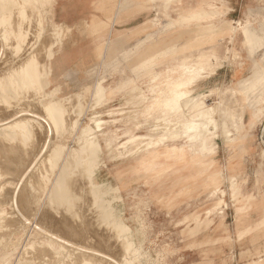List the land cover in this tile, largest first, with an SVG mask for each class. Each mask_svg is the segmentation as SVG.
<instances>
[{
    "label": "rangeland",
    "instance_id": "1",
    "mask_svg": "<svg viewBox=\"0 0 264 264\" xmlns=\"http://www.w3.org/2000/svg\"><path fill=\"white\" fill-rule=\"evenodd\" d=\"M12 3L18 5L17 2L6 4L3 2L0 7V27L4 25L0 28V73L6 75L3 77L0 74V77L2 76L0 86L8 85L9 77L13 80L9 75L10 71L14 74L19 65L35 55L32 59L36 61L39 69L45 70L47 63L52 64L49 75L52 82L48 86L51 90L50 96L69 95L68 103H59L62 111L67 107L72 115L76 114L79 106L73 97L87 85L85 93L90 95V99L85 95V99L82 100L87 108L84 117H81L83 125L94 126L90 118L97 115V119L106 121L101 124L100 131L108 132V135L117 134L121 142L128 141L124 135L127 130L138 135L135 140L126 142L125 148H119L115 157H109L104 148L105 166H100L96 177L97 180L107 179L115 183H124V186L120 187L123 218L134 233L135 245L139 247L140 252L138 255L126 254L125 240L117 237L112 225L103 218V201L90 182L93 173L92 162L88 161V158L86 161L82 154L74 151L77 150V143L73 142L69 134H64L60 139L74 148L66 161L70 163L76 158L74 159L76 163L74 161L73 165L70 163L63 176L70 201L63 203L50 202L48 199L44 201L46 192L44 190L47 189L45 180L50 179L52 172L55 171V168L49 166L50 163L47 164L48 150L33 164L37 168L28 165L43 143L42 139L44 140L50 133L47 121L40 118L39 127L43 129L41 131L38 127L39 129L35 130L32 135L36 137H32L31 134L28 137L18 131L13 137L6 135L4 137L0 134V211H3L0 216V264H81L82 252L75 253L74 249H66L63 255L52 252L47 245L41 243V240L29 236L28 229H24L20 219L14 214L8 195H11L17 173L25 168L28 169L27 173L29 171L27 174L29 178L26 175V182L21 186L23 193L21 192L18 199L21 210L33 219L41 220L43 226L46 225L50 231L52 228V232L59 235L61 233L62 237H67L65 239H69L76 246L85 245L86 248L98 249L103 254L113 256L118 264L124 257L132 256L133 264H264V0H239L235 12L228 15L229 10L235 7L234 2L230 0H169L167 7L164 4L165 0H100L94 8L99 11L101 17L83 20L75 27L77 30L82 28L83 31L77 33L73 32L72 27L55 22L54 18H51L55 3L52 0H44L41 4L35 2L34 7L37 9L35 7L34 11L30 9V5V7L25 5L27 7L23 14L19 9H15L20 8L19 5L16 7ZM207 3L217 5L215 9L221 12L226 10L223 15L221 13L225 22H220V18L214 15H205L199 22H183L179 18L183 17L182 13H179L182 8L202 4L208 10L210 7L206 5ZM119 6L118 14L123 16H131L137 10L144 12L143 18L140 19L139 34H142L139 38L142 44L137 48L134 43L131 55L135 63L138 60V51L141 56L138 60L139 67L134 63L131 72L123 73L124 78L112 80L110 76L112 73L107 72L105 64V47L108 39L106 31L111 22V16L107 18L106 12L110 15L111 11ZM8 7L10 10L13 7L14 11H10ZM4 9L9 10H5L8 11L7 15ZM1 14L2 16L5 14L4 17ZM9 17H12V22ZM238 20L242 22L248 20L249 25L237 30L235 36L230 38L229 27L236 25ZM2 29L15 30L14 32L9 30L10 38L7 36L5 38L2 35L7 34V30L2 32ZM18 29L20 31L16 32ZM136 34L133 30L125 35V40L131 41L130 38ZM3 39L8 40L4 42ZM81 43L86 46L85 51L89 55L90 64L85 66L75 64L65 74L55 77L54 63L64 56L63 52L68 48H74ZM111 52L109 48L107 56H110ZM215 55L218 57L215 63L217 65L212 74L217 67L224 65L227 71L221 70L222 72L217 75L210 74L209 79L206 77L190 79L187 86L190 95H198L204 105L213 107L217 105L218 122L223 107L238 114L235 115L236 122L231 124L234 129L220 131L219 135L218 132H214L216 130L205 132L201 143L190 148L183 136L176 139L164 137L165 140L162 137L161 141L156 142L150 136L163 135L161 127L166 120L160 122L159 118L163 111L154 106L151 108L153 94L149 87L152 85V74L159 73L163 76L168 65L184 60L199 63L205 59H212ZM249 63L251 69L238 73ZM78 77L79 81L76 80ZM97 81H103L108 93L101 102H96L97 96L92 98L91 94V89ZM30 82L28 81V84L25 82L27 85H24L25 83L20 84L18 81L19 84H16L17 82L16 85L13 84L15 87L9 84L7 87H11L12 90L0 87L1 122L14 116L24 117L21 113L22 108L33 110L32 112L40 114V117L42 114L45 115L44 106L42 109V104L38 102L42 97L40 90H36V86ZM134 84H138L141 90L131 91L130 88ZM232 85L234 87L230 88ZM25 86L29 89L26 90ZM2 89L8 90L3 92ZM172 92L171 88H167L164 94ZM234 97H237L238 101ZM182 111L188 112L185 106H182ZM168 116L171 114L168 113ZM241 116L245 124L240 121ZM174 121L172 118V126L175 124ZM49 136L52 140L51 145ZM49 136L47 141L50 148L58 139L54 135ZM99 137L104 147L103 136ZM52 155V158H59L54 156V153ZM138 157L140 160L135 163V158ZM42 158L47 161L42 160V163ZM70 165L74 168L72 169ZM68 169L69 172L71 170V174L67 173ZM41 172L46 177L40 176ZM213 173H218V176H215L212 182L209 176ZM32 180H35V184ZM215 188L224 190L225 193L218 191L213 194ZM25 238L28 241H25ZM85 255L88 257L86 253Z\"/></svg>",
    "mask_w": 264,
    "mask_h": 264
},
{
    "label": "bare ground",
    "instance_id": "2",
    "mask_svg": "<svg viewBox=\"0 0 264 264\" xmlns=\"http://www.w3.org/2000/svg\"><path fill=\"white\" fill-rule=\"evenodd\" d=\"M43 1L44 0H0V7H1V5H3L2 4L3 2H5V4H6V2H17V4L19 5L20 8H15V9H19L22 12V14H23L24 13V10H25V8L27 6L30 5L31 6L30 9L33 10L36 7V6L34 7L35 2H38V4H41V3H43ZM52 1H53V3L55 2V0H52ZM168 1L169 0H165V3L164 4H165L166 7L168 6ZM12 4L15 5V3H12ZM12 4L11 5L8 4V5L9 6H13ZM18 5L17 6L15 5V6L18 7ZM25 5H27V6L25 7ZM206 5L210 7L209 9L212 10V14H215L216 15L215 8H217V5H215L213 3H207ZM15 6H13V7H15ZM13 7L11 8L12 10H13ZM40 7L42 8L43 6H40ZM36 9H37V7H36ZM5 10H8V9H4L3 11H5ZM9 10H10V8H9ZM12 10H10V11H12ZM208 10H206L205 7H204V5H202V4H197V5L193 6V7L187 8V9L186 8L185 9L182 8V11L179 12V13H182L183 17L182 18L179 17V18L183 22L197 21L200 18H204L205 15H208L209 13H211ZM8 11H5L4 13L7 15V12ZM45 11H46V9L43 12H45ZM219 12H218V15H219ZM11 13H13V12H11ZM2 14H1V16H2ZM4 15L2 17H4ZM182 15H180V16H182ZM8 16H11V15H8ZM22 16L24 17L26 15L24 14ZM9 18H6V19H9ZM11 18H10V21H11ZM51 18H53V17L51 16ZM6 19H3V21L5 20V23H8V22H6L7 21ZM30 19H31V17H30ZM180 19L178 21H180ZM27 20H29V19L27 18ZM247 21L248 20H245V22H242V21L238 20L237 21V25L234 28V31H237L239 29H244L245 27H247L249 25V22H247ZM50 24H51V20H50ZM12 25H14V24H12ZM25 25H26V22H25ZM2 27H0V28H2ZM10 27L11 26H9V28ZM54 28H55V25H54ZM3 30L6 31L7 29H2V32H5ZM9 30L10 31L13 30V32H14L15 29H9ZM9 30H7V34L5 33V35H2V36L5 37V38H6V36H7V38H10V37H8V35L10 36V33L8 34V31ZM19 31L20 30L18 29L16 32H19ZM16 32H15V34L18 35L19 33H16ZM61 33H62V30H60V34ZM3 37H1V38H3ZM5 40L7 41L8 39H3L4 42H6ZM14 50H15V48H14ZM27 53H28V51H27ZM52 53H54V52H52ZM51 55H53V54H51ZM34 56L32 58H34ZM32 58L31 59L28 58V59H30L29 61H28V59H27L26 62L23 61L25 63H22V65H19V67L16 68V69L13 67V69H15L14 72H13L14 74H12L11 71L9 72V75L13 78V80L11 79L13 82L10 80V77L9 78L7 77L8 78V81H9L8 85H6L7 83H5L6 86H3V87L0 86V87H2V88H5V87L8 88L10 85L15 84V82H17L16 84H19V83L21 84V82H23V83L27 82V84H28V81L29 82L32 81V83L30 82L31 85L32 84L35 85L36 86V90L37 89L40 90L39 93L42 95L41 99L39 98L40 101L38 99V102H40L42 104L41 107L44 106V108H45L44 109L45 110V115L41 113L43 116L40 117L39 116L40 114H38V115L35 114L36 112L35 113L32 112L33 110L32 111H30V109H27L26 110L25 108H24L25 110H23V108H22V111L21 110L20 111H21V113H22V115L24 117H21L20 118L19 116H17V117L14 116V117L6 120V121L4 120L5 118L3 117V120H4L3 122H1L2 119H0V134L3 135V136L6 135V136L13 137V135L18 131L22 135H27L29 137V135L31 134L32 137H36V135H32V134H34V132H35L36 129H39L40 128L39 126H40L41 123H40L39 119L41 118L45 122L47 121L46 123H48V125H49V132H50L47 135V137L50 134L51 135H54V137L56 139H58V141H54L53 140L54 141L53 142V146H50V148H49L48 147L49 141H47V137L43 136V137H45L44 140L42 139L43 143L41 144L40 148H38V151H36L37 153H35V156H32L33 158L31 160V162H29L30 164H28V162H27V164L32 167L33 164H35L37 162V160H39L42 157V155L44 156L45 151L48 150V151H46L47 154H48V156H49L48 158H46L48 161L45 158L44 159L42 158L41 161L42 160L43 161L46 160L48 162V163L47 162L46 163L47 164L50 163L49 166H51L52 168H55V171L52 172V177L50 179L47 178L45 180V184L47 186V189L44 190V191H46V192H44L45 194L43 192L42 193L44 194V201L48 199V201H50V202H58V203H63V202H69L70 201V196L67 193V190L68 189L66 190V187L64 185V182L65 181L63 180L64 179L63 176L66 173L67 167L69 168L68 165L70 163L72 165L74 163H76L74 161V159H76V158L73 159L74 163H72L73 161H71V162L69 161L70 163H68L66 161V158L69 157L68 155H70L71 150L74 149V148H72L69 144L65 143L64 141H62L60 138L64 134L71 135V138H72L73 142L77 143V150H74V151L75 152L78 151L79 154H82L84 156V158L86 159V161H87V158H88V161H91L92 162V166L91 167L93 168L92 169L93 171L91 169H89V170H91L93 172L92 173V180L90 182L93 183V186L97 189V190L95 189L97 191V195L103 201V203H102V210H103V213L102 214H103V218L108 223H110L112 225L111 227H113V229L115 230V232L117 234V237L119 236V238H122V239L125 240L126 243H125L124 250H125L126 254H128V255H130V254L131 255H138L139 252H140V249H139V247H137L135 245V235L132 232V230L129 228V226L125 223L124 218H123V200H122V196H121V193H120V191H121L120 187H123L124 186V183L123 182L115 183V182H113L111 180H107V179L106 180H97V177H96L97 171L100 168V166L101 165L102 166H105V161H104V158H103L104 148H105V150H107L106 152H107V155L109 157H115L117 155V153L119 152L118 151L119 148H125L126 142L135 140L138 137V135L131 133L130 130H127L124 133V135L126 137L125 140H128V141L121 142L119 140L120 136H118L117 134L108 135V132H102V131H100L101 130V128H100L101 124L102 123H105L106 121L105 120H102V119H97V115H94V116H92L90 118L91 121L93 122L94 126H92V125H83V123L81 121V117H84L85 111H86L87 108H86V105L84 106V104L82 103V100H83V98L86 95L85 89L88 88L87 85H84L83 89L81 88L82 90L78 91V94L76 93L77 95L73 97V100H76L77 103H78V106H79L78 110L76 112L74 111L76 114L75 115H72L71 114L72 113L71 110H69V108H67V107H66V110L65 111H62L59 108V103L60 104L61 103H65V104L68 103L67 99H68V96L69 95L68 94H63V95L60 94L59 96H53V95L50 96L51 95V93H50L51 90L49 89L48 86L52 82L51 79H50L51 77L49 76L50 73H51V71H52V64L50 65V64L47 63L46 64V67H45V70H43L42 68L39 69L37 67V65H36V61L34 62V60ZM217 58L218 57L215 55L212 59H205L204 61H201L199 63H193V62H190L188 60H184V61L178 62V63H176L174 65H168V66H166L165 72H164L165 74H163V76H161L159 73H153L152 74V80H151L152 85L149 87V91H151V94H153V99H152L153 103H151L152 104L151 108H154L155 107L156 109H159L160 111H163V115H160V118L158 117L160 122L162 120H166L164 122L162 121L164 123V124H162L164 126L161 127L162 130H163V135H160L158 137H155L154 135H151L150 136V137H153L156 140V142L161 141V138L162 137H163V139H164V137H165V139L166 138H171V139H174L175 138L176 139L177 137H182L183 136L185 138L186 143L188 144V148H190V146H195L196 144L201 143L202 138H203L205 132H207V133L209 132L210 133L212 130H216L214 132H216V133L218 132L217 135H219L220 134L219 133L220 131L230 130L231 128L234 129L231 124L234 123V122H236L237 119H235V115H238V114L229 111V109L226 108V107H223V109H222V116H218L219 119H220V122H218L217 121L218 118L216 116V114H217V105L215 107L210 106V105H204L203 104V100L198 95H196V96H191L190 95V90H189V87L187 86L188 85L187 82L190 79H195L196 80L197 78H200V77H206L207 78L208 75L214 71V69H215V67L217 65V64H215L217 62ZM3 65H5V64H3ZM6 66H7V63H6ZM16 66H17V64H16ZM1 67H2V65H1ZM0 74H2V73H0ZM9 75H7V76H9ZM4 76H6V75H3V77ZM0 80H2V79H0ZM18 81H19V83H18ZM3 82H5V80ZM3 82L1 83L2 85H4ZM27 84L25 83L24 85H27ZM22 85H20V86H22ZM28 87H29V85H28ZM232 87H234V86L233 85L230 86V88H232ZM23 88H21V89H23ZM167 88H171L173 90L172 94L171 93L170 94H164V92H165V90ZM8 89H11V87L8 88ZM25 89L28 90L29 88L27 89V87L25 86ZM43 89H44V91H42ZM88 90H90V89H88ZM130 90L133 91V92H136V91H139L141 89L139 88L138 84H134V85L131 86ZM2 91L3 92H6L3 89H2ZM52 91H53V89H52ZM52 93H54V92H52ZM8 94H11V93H8ZM21 94H23V93H21ZM91 94H92V98L94 96L95 97L97 96L96 102L97 101L101 102L102 99H103V97L106 98L108 96V93H107V90H106V86L103 84V81H97L95 83V85L91 89ZM2 95H3V93H2ZM16 95H17V93H16ZM72 95H74V94H72ZM86 96H88V94ZM15 97H17V96H15ZM45 97H46V99H45ZM60 97H62V99H60ZM88 97L90 99V95ZM131 98H132V96H131ZM22 99L23 98H21V100ZM24 99H26V98H24ZM18 100H19V102H21L20 99H18ZM13 101H15V100H13ZM84 101L86 102V100H84ZM28 102H30V101L28 100ZM94 102H93V104L95 105ZM138 102H140V101H138ZM89 105H91V104H89ZM9 106H11V105H9ZM182 106H185L187 108L188 112L185 111V112H187V114L182 111ZM35 107H36V104H35ZM147 107H148V105L146 106V108ZM20 109H21V107H20ZM42 109H43V107H42ZM148 109L149 108H147V110ZM168 113L171 114V116H168ZM7 115H9V114H7ZM20 116H21V114H20ZM158 118H156V119H158ZM167 118H169V119H167ZM172 118L175 120L174 121L175 122L174 126H172L173 125L172 124ZM155 128L153 127V129H155ZM41 129H43V128L41 127L40 130ZM157 129L158 128H156V130ZM156 130H154V131H156ZM98 131L100 133H97ZM100 135L103 136V139L102 140L104 141V147L102 145L101 138L99 137ZM236 135H239V134L236 133ZM51 139H53V137ZM49 140H50V136H49ZM50 141H51L50 142V145H51L52 144V140H50ZM192 150L194 151L193 148H192ZM49 153L50 154L51 153L52 154L54 153V156H59V158H57V157L52 158L53 155L51 154V156H52L51 157ZM262 153L263 152H261V154ZM77 155H78V153H77ZM191 155H192V153H191ZM263 155H264V153H263ZM45 156H47V155H45ZM135 159H136V162L135 163H137L140 160L139 157L138 158H135ZM69 160H72V159H69ZM43 161H42V163H43ZM91 162H89V163H91ZM42 163H39V164L42 165ZM78 164H80V163H78ZM40 165H39V167H40ZM72 165H70L71 168H72ZM89 165H91V164H89ZM35 168H37V167H34V169ZM44 168H45V166H44ZM77 168H79V167H77ZM27 170L28 169L25 168V169H22L21 171H19L17 173V175H16V178L17 179H16V181H15V183L13 185V189H12L11 195H8V194L7 195L10 196L9 202H10V206L12 207V209L15 212L14 214H16V217L18 216L17 218L20 219V221H21L22 226L24 227V229L25 228L28 229L29 236H31L32 238H38L39 240H41V243L42 244L47 245V247H49V249H51L52 252H55L57 254H62L63 255L66 249L67 250H73L74 249V250H76L75 253L78 252V251L84 253V254L80 253L82 255V257L80 256L81 257V260H80V263L81 264H118V262L115 260V258H113V256L107 255V254H103L98 249L86 248V247H84L85 245H83V246H76L71 241H69V239L68 240L65 239L67 237H62V235H61L60 232L59 233H60L61 236L58 233L52 232V228L51 227H49V228H51V231H50L48 229V227L47 228L45 227L46 225L43 226L44 223L41 220H38V219L35 220L30 215L25 214L21 210L20 205H19L20 202L18 201V199H19V197L21 195V192H22L21 191V189H22L21 186L26 182L25 181L26 180V175L29 173V171L27 173ZM70 172H71V170H70ZM70 172H69V169H68V172L67 173H70ZM46 174H48V173H46ZM40 176H43V177L45 176L46 177V175H42V172H41ZM48 176H49V174H48ZM69 176H71V175H69ZM215 176H218V173L210 174L209 180L210 181L214 180L215 179L214 178ZM27 177H28V175H27ZM219 177H220V175H219ZM67 179L69 180V179H73V178H67ZM232 180H233V178H232ZM32 181H33V184H35L34 183L35 180H32ZM70 181L72 183V180H70ZM76 183H77V181H76ZM40 186H41V184H40ZM46 186H45V188H46ZM91 186L92 185H90V187ZM25 187H26V185H25ZM218 191L220 193H225L224 190H220L218 188H215L213 190V194H215ZM93 195H95V194H93ZM220 200L222 201L221 197H220ZM44 205H46V204H44ZM216 207H217V205H216ZM2 213H3V211L1 210L0 211V216L2 215ZM13 218H15V216ZM55 232H58V231H55ZM89 235L91 236V233ZM31 237H30V239H31ZM26 238H25V241H28V240H26ZM87 240L89 241L90 239H87ZM122 242H123V240H122ZM35 247H36V245H35ZM41 248H42V246H41ZM85 253L88 255V257H86ZM65 255H67V254L65 253ZM83 255H85L84 258H83ZM19 258H20V256H19ZM56 258H57V256H56ZM136 258H134V259H136ZM21 259H22V257H21ZM132 259H133V256H132V258L131 257H124L123 258V261L120 262V264H133Z\"/></svg>",
    "mask_w": 264,
    "mask_h": 264
},
{
    "label": "crops",
    "instance_id": "3",
    "mask_svg": "<svg viewBox=\"0 0 264 264\" xmlns=\"http://www.w3.org/2000/svg\"><path fill=\"white\" fill-rule=\"evenodd\" d=\"M98 1L100 0H55L54 8H53L54 21L65 24L66 26L72 27L74 33H77V31L81 32L83 31L82 28H80V30H77L75 28L76 26H78L79 23H81L83 20H90L91 18L101 17V14L99 13V11L94 8V5L97 4ZM230 1L234 2L235 7L234 8L232 7V9L229 10L227 15L230 14L231 12H235L236 10L235 8L239 4V0H230ZM137 6H138V3H137ZM225 11L226 10L219 12V9H215V12H216V15H215V14H212V10L209 9V12L211 13H209L208 15L218 16L220 18V22L223 23L225 22V20L223 19L222 15L225 13ZM118 12H120V6L119 8L117 7L114 8V10L111 11L110 15L108 14V12H106L107 18L111 16L110 17L111 22H110L109 28L106 31L108 33V36H107L108 39H107V44L105 47V57H106L105 64H106L107 72L109 71L110 73H112V75H110L112 77V80H115V79L118 80V79L124 78L123 73L128 74L129 71L131 72L135 64L139 67L138 60H139V57L141 56L139 55L140 52L138 51L137 53L138 60L135 63L134 58L131 55H132V50L134 48L133 44L136 43L137 48H139L141 46L140 44H142L139 41L140 40L139 38H141L142 34L141 35L139 34L141 33L140 32L141 30L140 19L143 18L144 12L143 11L139 12L137 10L136 13L132 14L131 16L119 15ZM218 12H219V15H218ZM201 20H203V18H200L199 20L194 21V22H199ZM236 25H237V22H236ZM236 25H231L229 27L230 32H231L230 38H233L237 32V31H234V28L236 27ZM80 26H82V24ZM133 30H135V32L138 35L136 34L135 36H132L130 38L131 41L125 40V35L132 32ZM79 44L78 46H75L74 48L72 47L68 48L66 52H63L64 56L59 58L57 62L54 63L53 75L55 77L58 78L63 73L65 74V72L69 68H72V66H74L75 64L84 65V66L90 64L89 55L85 51L86 46L82 45V43L81 45ZM109 48H111L112 52L110 56H107ZM140 50L142 51L143 48ZM218 57H219V54H218ZM129 63H132L133 65L132 64L129 65ZM248 65H249V68H248ZM248 65L244 66V68H242V70H240L238 73H243V72H246L248 69H251V66H250L251 64L249 63ZM119 66H122V67L119 68ZM224 67L225 65L222 67H217L215 72L213 74L212 73L210 74L217 75L219 74V72L220 73L222 72L221 70L223 71L225 70L224 72H226L227 70L224 69ZM115 69L116 70L118 69L119 72H116ZM209 75L207 79H209L210 77ZM89 79H90V76H89ZM76 80L79 81L80 78L78 77ZM79 83L80 82H78L77 85H79ZM234 98L238 101L237 97H234ZM240 121L242 122V124H245L242 121V116H241Z\"/></svg>",
    "mask_w": 264,
    "mask_h": 264
}]
</instances>
